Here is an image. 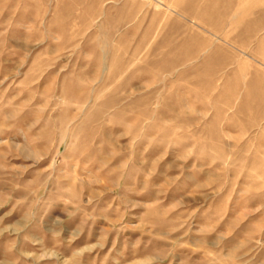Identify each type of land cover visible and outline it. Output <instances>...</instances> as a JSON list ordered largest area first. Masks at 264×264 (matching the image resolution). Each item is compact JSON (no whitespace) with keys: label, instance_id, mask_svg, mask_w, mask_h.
Listing matches in <instances>:
<instances>
[{"label":"rangeland","instance_id":"374dc122","mask_svg":"<svg viewBox=\"0 0 264 264\" xmlns=\"http://www.w3.org/2000/svg\"><path fill=\"white\" fill-rule=\"evenodd\" d=\"M0 264H264V0H0Z\"/></svg>","mask_w":264,"mask_h":264}]
</instances>
